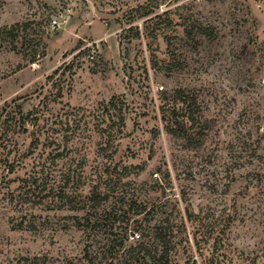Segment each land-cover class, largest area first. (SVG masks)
<instances>
[{"label":"rangeland","instance_id":"374dc122","mask_svg":"<svg viewBox=\"0 0 264 264\" xmlns=\"http://www.w3.org/2000/svg\"><path fill=\"white\" fill-rule=\"evenodd\" d=\"M130 246L263 264L264 0H0V264Z\"/></svg>","mask_w":264,"mask_h":264},{"label":"trees","instance_id":"16d2710c","mask_svg":"<svg viewBox=\"0 0 264 264\" xmlns=\"http://www.w3.org/2000/svg\"><path fill=\"white\" fill-rule=\"evenodd\" d=\"M155 11V7L152 3L150 2H145V3H142V4H139L137 5V7L134 9V13L133 15H131L132 17L130 18V21H134L135 18H142V17H147L149 16L151 13H153ZM191 26V25H190ZM20 27V24L16 23L14 24L11 29H10V32L9 33H12L14 30H18V28ZM27 25H24V28H26ZM129 29L130 30H134V33L132 34L134 37H139L140 36V29L137 25H130L129 26ZM187 32H192V26L189 27V29L187 30ZM207 34L208 35H211V36H214L215 33L213 32L212 29H209L207 31ZM59 67H57L58 69ZM56 69V70H57ZM62 95L61 93V90L60 88L58 89L57 91V96H60ZM112 105V103H111ZM115 104H113L114 106ZM19 112H20V115H21V118H22V122H21V125L23 126V122H24V116H23V112L21 110V108L19 109ZM119 120L121 121V123H124V117L120 116L119 117ZM23 130H26V129H23ZM59 153H57L58 155ZM124 169H128L127 167H124ZM189 214V218L193 215L192 213H188ZM98 218H88L87 219V226L86 228H89L90 229H94L95 226L97 225L98 223ZM169 222H167V227H166V230H165V234H164V238L166 240V243L170 242L171 240H173L174 238H176L177 236V231L174 232V228L171 227L170 224H168ZM183 224V222H182ZM137 238H140V235L139 234H136ZM140 240V239H138ZM137 240V241H138ZM143 241H138V245H140V247L142 246V243ZM122 243V242H121ZM174 244V243H173ZM217 244V240H215V246ZM134 247H131L128 248V250H126V252L124 253L123 257L121 258V262L125 261L126 264H133L132 262H136L137 260H143V259H148V260H153V261H156V262H162L160 264H170V255L168 253V250H165L162 252V254L158 255L157 257L155 255H149V253H146L144 251V249H140L136 252V254H139V253H142V258L141 257H138V255H131V251L130 250H134ZM85 256H87V264H90L91 262H93V260L97 257H103L105 256V254L102 252V251H93V250H90L89 247H86L85 248V252H84ZM148 254V255H147ZM249 255H247L246 257H248ZM261 256H264V246H262L261 248ZM134 260V261H133ZM162 260V261H161ZM217 258L210 261V264H214V263H217ZM131 262V263H130ZM156 264V263H154ZM250 264H256V261H255V258H252V261L250 262ZM263 264H264V261H263Z\"/></svg>","mask_w":264,"mask_h":264}]
</instances>
